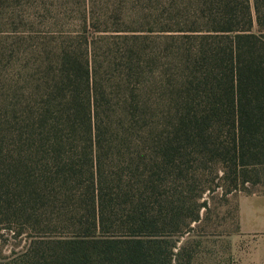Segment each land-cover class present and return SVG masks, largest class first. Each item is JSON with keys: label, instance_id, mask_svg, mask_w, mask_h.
<instances>
[{"label": "trees", "instance_id": "trees-1", "mask_svg": "<svg viewBox=\"0 0 264 264\" xmlns=\"http://www.w3.org/2000/svg\"><path fill=\"white\" fill-rule=\"evenodd\" d=\"M187 3L206 96L167 127L135 94L132 61L106 78L102 41L51 36L46 0H0V247L23 243L0 264H195L209 206L179 198L192 159L259 184L264 0Z\"/></svg>", "mask_w": 264, "mask_h": 264}, {"label": "rangeland", "instance_id": "rangeland-1", "mask_svg": "<svg viewBox=\"0 0 264 264\" xmlns=\"http://www.w3.org/2000/svg\"><path fill=\"white\" fill-rule=\"evenodd\" d=\"M46 1L52 25L50 35L68 44L91 39L102 47L99 43L102 41L106 50L103 54L104 48H98L99 55L113 57L114 62L113 66L102 69L105 77L125 72L128 61H132L137 77L130 78V82L135 94L142 95L138 96L139 100L152 99L159 106L155 115L160 116L167 127L171 125L176 106L186 100L198 103L205 99L204 75L208 64H202L193 54L197 39L196 34L189 32L194 22L189 20L187 0ZM127 45H135L130 54L124 51ZM257 170L259 184L246 183L242 187L234 182L235 175L222 181V168L217 160L192 159L194 180L183 184L179 198L182 202L208 200L209 206L208 212L200 210L203 222L195 231L200 243L191 246L196 253L195 264H264V235L238 231L239 198L249 193H264V167ZM251 177L255 180L254 175ZM194 210V207L185 210L183 217H191ZM22 247L23 243L9 241L0 247V255L8 257Z\"/></svg>", "mask_w": 264, "mask_h": 264}, {"label": "crops", "instance_id": "crops-1", "mask_svg": "<svg viewBox=\"0 0 264 264\" xmlns=\"http://www.w3.org/2000/svg\"><path fill=\"white\" fill-rule=\"evenodd\" d=\"M238 207L241 233L264 235V195L241 196Z\"/></svg>", "mask_w": 264, "mask_h": 264}]
</instances>
